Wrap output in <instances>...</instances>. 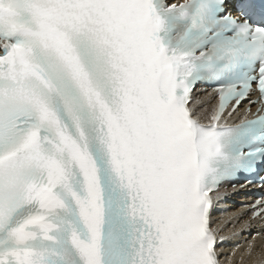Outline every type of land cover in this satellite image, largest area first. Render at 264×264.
<instances>
[{"label":"snow or ice","instance_id":"6c2138e0","mask_svg":"<svg viewBox=\"0 0 264 264\" xmlns=\"http://www.w3.org/2000/svg\"><path fill=\"white\" fill-rule=\"evenodd\" d=\"M257 237L264 0H0V264H264Z\"/></svg>","mask_w":264,"mask_h":264},{"label":"bare ground","instance_id":"6f19581e","mask_svg":"<svg viewBox=\"0 0 264 264\" xmlns=\"http://www.w3.org/2000/svg\"><path fill=\"white\" fill-rule=\"evenodd\" d=\"M218 208H219L220 211H225V210H226V211H229V212L234 211L233 208L230 209V206H228V205H223V204H221ZM220 211H218V212H220ZM251 232H252V233H255V232H254V229H252ZM226 235H231V234H230V233H226ZM245 235H247V238H248V239H251V235H249V234H242V236H241L240 238H238V239H232V240H229V241L227 242V245H226V254H227V252L231 249V246H232V245L237 244V243H244V236H245ZM255 244H256V248H257L258 251L262 249L260 243H257V242L255 241ZM242 250H243V249H241V251H242ZM246 259H247V258H246ZM249 264H250V262H249Z\"/></svg>","mask_w":264,"mask_h":264}]
</instances>
